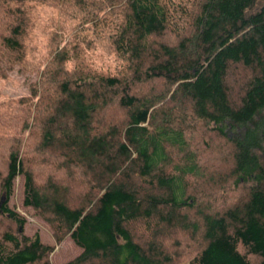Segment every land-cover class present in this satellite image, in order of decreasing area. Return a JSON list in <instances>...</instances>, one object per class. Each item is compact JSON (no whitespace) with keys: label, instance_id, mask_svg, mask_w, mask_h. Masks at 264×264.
I'll return each mask as SVG.
<instances>
[{"label":"trees","instance_id":"trees-1","mask_svg":"<svg viewBox=\"0 0 264 264\" xmlns=\"http://www.w3.org/2000/svg\"><path fill=\"white\" fill-rule=\"evenodd\" d=\"M9 3L0 75L29 72L37 100L20 123L30 137L9 144L0 171V220L15 224L0 234V264H51L52 245L8 206L18 176L23 204L81 248L60 264H264V0H55L107 42L115 74L86 64L78 43L43 70L30 64L24 13ZM214 158L227 167L211 169ZM181 232L195 246L185 260L166 246Z\"/></svg>","mask_w":264,"mask_h":264},{"label":"rangeland","instance_id":"rangeland-1","mask_svg":"<svg viewBox=\"0 0 264 264\" xmlns=\"http://www.w3.org/2000/svg\"><path fill=\"white\" fill-rule=\"evenodd\" d=\"M85 25H77V31H87L84 27ZM76 36L79 37L78 35ZM229 78L232 82L230 86L234 92L238 89L236 83L233 82L236 78L234 74ZM31 79L32 77L29 72L17 67L8 71L6 76L0 75V81L4 82L0 84V96L4 97L0 100V171L4 170V156L7 153L6 150L9 144L13 143L19 145L22 140L23 148L26 139L30 137L28 136L26 127H23L20 123L26 118L29 107H34L33 102L37 100L36 96L33 97L29 94L28 84ZM209 135L206 136V141L209 145L214 144L216 138ZM198 138L201 139L202 137L199 135ZM28 156L32 157V154L30 153ZM208 165L213 170H220L221 168L227 167L225 164H220V160L217 158L210 159ZM35 173H37L39 178H42V172L40 170L36 169ZM72 185L77 186L75 182H73ZM231 191L230 187L226 188L224 191H220L218 188L216 195L220 192L224 197H229L232 195ZM3 195L0 184V199ZM23 198V178L22 176H18L13 183L8 206L23 217L25 221L23 233L25 235L33 236L37 234L43 243L52 245V252L49 255L51 264H60L69 261L81 252V248L69 237V235H65L62 240L56 241L54 228L51 223V215L48 212L42 213L32 206L24 205ZM14 228L15 224L11 221H7L4 218L0 220V234L4 230H13ZM178 238L180 240L179 245H175L172 241H169V244H166V246L169 251L175 254L178 253V255L180 254L179 259L185 260L187 256L189 257L194 252V241L191 240L189 234L185 232H181Z\"/></svg>","mask_w":264,"mask_h":264},{"label":"clouds","instance_id":"clouds-1","mask_svg":"<svg viewBox=\"0 0 264 264\" xmlns=\"http://www.w3.org/2000/svg\"><path fill=\"white\" fill-rule=\"evenodd\" d=\"M7 7L15 10L20 9L25 16L26 25L24 27V35L18 38V42L23 46L25 53L24 59L43 70L46 62L50 59V53L57 47L59 49H70L72 44H79L81 50V59L94 70L100 72H112L118 67H122V62L118 61L114 52L105 51L104 45L106 41H97L93 37L90 30L78 32L77 25L81 23L83 13H79L72 17L70 14L73 10L68 9L67 12L62 10L55 3V0H10ZM98 15L103 16L101 11ZM4 18L3 10H0V19ZM13 26L15 24L13 23ZM85 29H90V25L86 24ZM0 35L6 38L12 37L11 30H4L0 25ZM78 35L81 39L93 42L92 48H86L85 43H81L74 39ZM57 37L53 42V37ZM3 42L0 41V44ZM72 56L69 51V57ZM74 61L69 58L64 62L66 71L71 72L74 67ZM4 83L0 81V84ZM4 97L0 96V100Z\"/></svg>","mask_w":264,"mask_h":264},{"label":"water","instance_id":"water-1","mask_svg":"<svg viewBox=\"0 0 264 264\" xmlns=\"http://www.w3.org/2000/svg\"><path fill=\"white\" fill-rule=\"evenodd\" d=\"M4 195L1 197V199H0V206L2 205V203H3V200H4Z\"/></svg>","mask_w":264,"mask_h":264}]
</instances>
